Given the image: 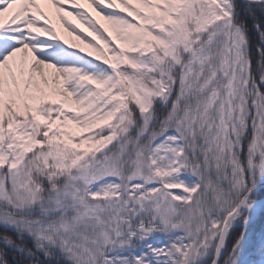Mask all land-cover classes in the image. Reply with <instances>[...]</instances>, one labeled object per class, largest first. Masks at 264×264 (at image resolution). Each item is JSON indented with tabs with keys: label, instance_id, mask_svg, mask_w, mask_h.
<instances>
[{
	"label": "snow or ice",
	"instance_id": "1",
	"mask_svg": "<svg viewBox=\"0 0 264 264\" xmlns=\"http://www.w3.org/2000/svg\"><path fill=\"white\" fill-rule=\"evenodd\" d=\"M0 264H264V0H0Z\"/></svg>",
	"mask_w": 264,
	"mask_h": 264
}]
</instances>
